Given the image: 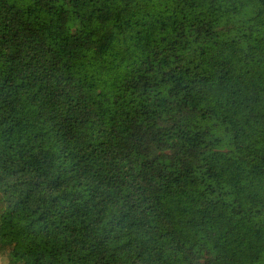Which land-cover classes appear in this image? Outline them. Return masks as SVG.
Segmentation results:
<instances>
[{
  "label": "trees",
  "instance_id": "trees-1",
  "mask_svg": "<svg viewBox=\"0 0 264 264\" xmlns=\"http://www.w3.org/2000/svg\"><path fill=\"white\" fill-rule=\"evenodd\" d=\"M0 258L264 264V0H0Z\"/></svg>",
  "mask_w": 264,
  "mask_h": 264
},
{
  "label": "crops",
  "instance_id": "crops-1",
  "mask_svg": "<svg viewBox=\"0 0 264 264\" xmlns=\"http://www.w3.org/2000/svg\"><path fill=\"white\" fill-rule=\"evenodd\" d=\"M0 264H8V260L4 258H0Z\"/></svg>",
  "mask_w": 264,
  "mask_h": 264
}]
</instances>
